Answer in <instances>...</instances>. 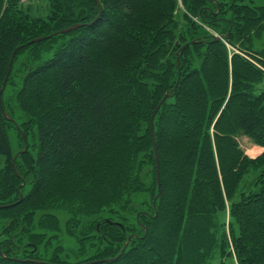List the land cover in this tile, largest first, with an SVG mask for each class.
Instances as JSON below:
<instances>
[{"label":"trees","instance_id":"16d2710c","mask_svg":"<svg viewBox=\"0 0 264 264\" xmlns=\"http://www.w3.org/2000/svg\"><path fill=\"white\" fill-rule=\"evenodd\" d=\"M47 1L0 0V264H264V0Z\"/></svg>","mask_w":264,"mask_h":264},{"label":"rangeland","instance_id":"374dc122","mask_svg":"<svg viewBox=\"0 0 264 264\" xmlns=\"http://www.w3.org/2000/svg\"><path fill=\"white\" fill-rule=\"evenodd\" d=\"M26 4H28L31 7V13L35 17H39L41 19L46 20L51 15V7H50L49 2L47 0H32V1H30V3H26ZM262 43H264V36L262 39ZM258 91H264V79L259 84ZM9 136H10L12 149L14 152H16L18 149H17L15 132L13 130H11L9 133ZM238 141H239V145H240L241 149L250 158H256V157L260 156L262 153H264V148L260 147L259 145L254 144L248 137H244V136L240 137L238 139ZM254 148H258V149H257V152L255 154H252L251 151L254 150ZM4 164H5V157L0 156V169L3 167ZM226 217L228 220V216H226ZM51 223H52V221H51ZM56 228H57V230H55V233H52V231H50L48 233V235L51 237L55 236L54 240L52 242H48V243H54L53 244L54 247L62 246L63 255L67 254V256H69V258H70V261H73L77 256L76 252L78 251V253L80 254L79 249H78L79 246L77 243L76 235L72 234V232L69 231L68 223H66V219H64L62 216L60 218V224ZM41 234L47 235V231L43 230L41 232ZM44 240H45V238H44ZM230 245H232V244L230 243ZM48 250H50V249H48ZM84 257H86V255H82L81 259H84ZM233 257L230 258L229 256H221L218 254L214 257V259H212L210 261L209 264H221V263L237 264V262L235 261V259ZM99 261H101V260H99ZM89 263H92V262H89ZM83 264H85V263H83Z\"/></svg>","mask_w":264,"mask_h":264},{"label":"water","instance_id":"95a60500","mask_svg":"<svg viewBox=\"0 0 264 264\" xmlns=\"http://www.w3.org/2000/svg\"><path fill=\"white\" fill-rule=\"evenodd\" d=\"M97 5H98V8H99V16L96 18V20L92 23L94 24L98 19L99 17L101 16L102 14V7L100 5V3L98 2V0H95ZM90 24V26L92 25ZM83 25L79 24V25H74L66 30H63L61 33H68V32H72L80 27H82ZM52 37V36H50ZM44 39L46 38H39V39H35V40H32L30 41L26 46H29V45H32L34 44L35 42H40V41H43ZM220 39H223V37H217L216 40H220ZM196 42H192L191 44H194ZM189 46V44H187L185 47ZM21 48L23 47H19L17 48V50L14 52L12 58H11V61H10V65H9V69H8V73H7V76H6V79L4 81V85H3V88L2 90L0 91V105H1V109H2V112H3V115L5 116L6 119L8 120H11L13 121L12 119H10L8 117V115L6 114V112L4 111V108L2 106V95H3V92L5 91V88H6V85H7V81H8V78L10 76V73H11V70H12V67H13V62H14V58H15V55L17 53L18 50H20ZM172 95H168L166 94L164 96V98L162 99V101L159 103L158 107L156 108L154 114L152 115V118H151V134H152V139H153V144H154V153H155V159H156V165H157V180H158V187H159V194L157 195V197L155 198V201H154V206L156 204V201L158 200V198L161 196V176H160V164H159V157H158V152H157V144H156V139H155V133H154V125H153V121H154V117L155 115L157 114L158 110L160 109V107L169 99L171 98ZM23 136V135H22ZM24 138V136H23ZM25 139V138H24ZM28 149V147L26 146L25 150L23 152H26ZM17 157V156H16ZM15 157V158H16ZM24 185V183L22 184V186ZM22 201V195H20V200L17 202V203H20ZM17 203H13L11 205H7V206H0V209H5V208H11V207H14ZM128 246V243L126 244L125 248L121 251V253L114 259H105V260H101V261H95V262H92V263H85V264H99V263H110V262H114L116 260H118L120 258V256L123 254V252L126 250ZM36 263H41L39 261H36Z\"/></svg>","mask_w":264,"mask_h":264},{"label":"built area","instance_id":"2783aa9c","mask_svg":"<svg viewBox=\"0 0 264 264\" xmlns=\"http://www.w3.org/2000/svg\"><path fill=\"white\" fill-rule=\"evenodd\" d=\"M21 3H24V4L29 3V0H21Z\"/></svg>","mask_w":264,"mask_h":264},{"label":"bare ground","instance_id":"6f19581e","mask_svg":"<svg viewBox=\"0 0 264 264\" xmlns=\"http://www.w3.org/2000/svg\"><path fill=\"white\" fill-rule=\"evenodd\" d=\"M251 152H252V154H255L257 152V150L255 149V150H252Z\"/></svg>","mask_w":264,"mask_h":264},{"label":"crops","instance_id":"0c3cea01","mask_svg":"<svg viewBox=\"0 0 264 264\" xmlns=\"http://www.w3.org/2000/svg\"><path fill=\"white\" fill-rule=\"evenodd\" d=\"M255 149L257 150L258 148H254V150H255Z\"/></svg>","mask_w":264,"mask_h":264}]
</instances>
